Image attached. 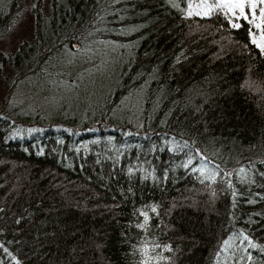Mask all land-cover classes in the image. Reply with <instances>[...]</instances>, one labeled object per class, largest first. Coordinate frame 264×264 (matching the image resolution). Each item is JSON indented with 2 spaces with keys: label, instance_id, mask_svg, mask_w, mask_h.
Listing matches in <instances>:
<instances>
[{
  "label": "trees",
  "instance_id": "1",
  "mask_svg": "<svg viewBox=\"0 0 264 264\" xmlns=\"http://www.w3.org/2000/svg\"><path fill=\"white\" fill-rule=\"evenodd\" d=\"M42 1L0 53L41 85L0 106V264H264L251 23L189 0ZM19 2L0 0V33Z\"/></svg>",
  "mask_w": 264,
  "mask_h": 264
},
{
  "label": "rangeland",
  "instance_id": "2",
  "mask_svg": "<svg viewBox=\"0 0 264 264\" xmlns=\"http://www.w3.org/2000/svg\"><path fill=\"white\" fill-rule=\"evenodd\" d=\"M32 2L33 0H20L17 4L13 17L5 27V30L0 33V53L11 52L21 41L30 39L33 31ZM237 5H243V8L237 7ZM41 7L43 11H46L47 0L42 1ZM215 8L226 11L236 23L240 19L248 20L252 25L251 40L264 51V0H189L186 6V14L208 12ZM34 82L35 80H30V78L25 81L13 76L6 63L0 62L1 108L4 107L2 104L6 98L7 103L16 107L24 104L28 105L29 103L32 105L36 104L33 103L36 100L32 96L29 95L28 97L27 95L24 98L25 94L40 93L38 90H40L41 85L38 86ZM39 100L44 105L46 104L45 98ZM45 107L48 108L47 105ZM31 110L32 112L34 111L32 108ZM12 132L16 133V129H13ZM177 144V138L171 134L164 135L161 140V146H166L170 149ZM203 165L204 167L206 166L204 163Z\"/></svg>",
  "mask_w": 264,
  "mask_h": 264
},
{
  "label": "snow or ice",
  "instance_id": "3",
  "mask_svg": "<svg viewBox=\"0 0 264 264\" xmlns=\"http://www.w3.org/2000/svg\"><path fill=\"white\" fill-rule=\"evenodd\" d=\"M237 7H241V8H243V5H237Z\"/></svg>",
  "mask_w": 264,
  "mask_h": 264
}]
</instances>
